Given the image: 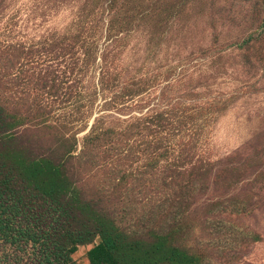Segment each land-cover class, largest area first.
<instances>
[{"label":"rangeland","instance_id":"1","mask_svg":"<svg viewBox=\"0 0 264 264\" xmlns=\"http://www.w3.org/2000/svg\"><path fill=\"white\" fill-rule=\"evenodd\" d=\"M0 107L122 231L264 264V0H0Z\"/></svg>","mask_w":264,"mask_h":264},{"label":"trees","instance_id":"2","mask_svg":"<svg viewBox=\"0 0 264 264\" xmlns=\"http://www.w3.org/2000/svg\"><path fill=\"white\" fill-rule=\"evenodd\" d=\"M173 236L150 241L122 231L79 201L59 166L9 156L0 142V264H75L78 248L97 239L90 264H201Z\"/></svg>","mask_w":264,"mask_h":264}]
</instances>
